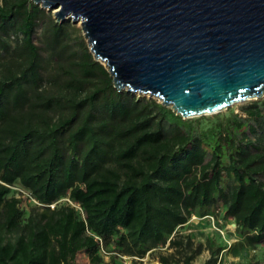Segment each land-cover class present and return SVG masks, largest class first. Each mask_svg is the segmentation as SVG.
<instances>
[{"label":"trees","instance_id":"1","mask_svg":"<svg viewBox=\"0 0 264 264\" xmlns=\"http://www.w3.org/2000/svg\"><path fill=\"white\" fill-rule=\"evenodd\" d=\"M78 29L0 0V264H220L193 217L232 221L229 250L263 244L264 98L186 120L115 88Z\"/></svg>","mask_w":264,"mask_h":264},{"label":"water","instance_id":"2","mask_svg":"<svg viewBox=\"0 0 264 264\" xmlns=\"http://www.w3.org/2000/svg\"><path fill=\"white\" fill-rule=\"evenodd\" d=\"M32 1L81 25L115 88L184 119L264 98V0Z\"/></svg>","mask_w":264,"mask_h":264},{"label":"rangeland","instance_id":"3","mask_svg":"<svg viewBox=\"0 0 264 264\" xmlns=\"http://www.w3.org/2000/svg\"><path fill=\"white\" fill-rule=\"evenodd\" d=\"M48 10V9H47ZM53 14L55 13L54 10ZM55 15V14H54ZM78 30L71 31V34L76 37H83L86 41L88 47H90L87 38L81 28L80 24H74ZM139 96H147L149 98H154L149 95L139 94ZM157 99V98H156ZM161 102L159 99H157ZM254 101V100H251ZM251 101H247L244 103H239L236 105L231 106L230 108L216 113L206 115V117L214 118L218 114H229L231 112L241 113L242 109L245 105L250 103ZM202 117V116H200ZM199 117L188 118L186 120L197 119ZM23 198L25 200V204L29 205L30 200L28 199V195L26 192H23ZM183 233H191L196 240V242H203L205 243L207 239L212 238L216 241V243H220L227 248L221 253V262L220 264H247L250 261L257 262L259 261L260 264H264V243L258 245L255 249H247V250H229L232 244L237 243L238 237L236 236L235 226L232 221H225V220H215L211 218H197L193 217L189 224L185 226L183 229ZM210 257V252L208 250L203 251V253L195 260L194 264H203L208 258ZM108 259V258H107ZM149 258H146V261ZM77 264H89V260L86 255L80 254L78 256ZM126 264H131L129 260L126 259Z\"/></svg>","mask_w":264,"mask_h":264},{"label":"built area","instance_id":"4","mask_svg":"<svg viewBox=\"0 0 264 264\" xmlns=\"http://www.w3.org/2000/svg\"><path fill=\"white\" fill-rule=\"evenodd\" d=\"M65 200H68V199H65ZM52 207H54V205H52ZM208 218H211V219L215 220V217L214 216H208ZM234 226H235V224H234Z\"/></svg>","mask_w":264,"mask_h":264},{"label":"bare ground","instance_id":"5","mask_svg":"<svg viewBox=\"0 0 264 264\" xmlns=\"http://www.w3.org/2000/svg\"><path fill=\"white\" fill-rule=\"evenodd\" d=\"M59 9H56L55 11H58Z\"/></svg>","mask_w":264,"mask_h":264}]
</instances>
